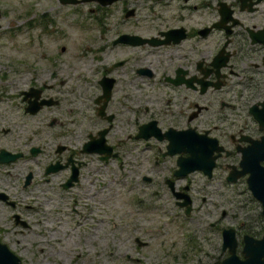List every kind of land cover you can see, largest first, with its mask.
I'll return each mask as SVG.
<instances>
[{"label":"flooded vegetation","instance_id":"obj_1","mask_svg":"<svg viewBox=\"0 0 264 264\" xmlns=\"http://www.w3.org/2000/svg\"><path fill=\"white\" fill-rule=\"evenodd\" d=\"M56 2L93 4L85 15L96 32L89 73L72 78L63 72V45L51 51L36 41L37 57L28 62L14 57V50L20 51L14 45V25L0 23V205L11 208L13 223L26 226L14 212L3 174L10 175L18 160L38 162L43 157L40 182L52 186L56 177V187L66 191L81 179L80 154L105 161L128 142L124 161L130 187L145 191L154 183L159 186L153 192L165 188L186 216L193 210L191 176H202V184L216 181L222 189L246 193L242 203L254 212L244 210L234 226L221 225L218 218L208 222L219 232L220 257L228 254L221 247L222 230L228 227L234 251L243 257L244 238L264 234V0ZM26 13L31 16L25 27L36 25L39 37L63 32L47 10ZM6 15L0 9V22ZM81 25L86 26L84 19ZM4 44L10 52L1 50ZM121 128L125 130H117ZM72 135L79 138L77 146L65 139ZM173 135L201 142L199 167L182 170L181 159L191 157L194 147L192 154L172 150ZM88 141L101 143L108 155L102 158L105 151L97 148L82 150ZM10 154L17 156L3 159ZM33 176L30 167L20 174L14 170L21 188L34 183ZM184 195L187 212L181 204ZM136 203L145 209L141 198ZM133 239L145 243L136 234Z\"/></svg>","mask_w":264,"mask_h":264},{"label":"rangeland","instance_id":"obj_2","mask_svg":"<svg viewBox=\"0 0 264 264\" xmlns=\"http://www.w3.org/2000/svg\"><path fill=\"white\" fill-rule=\"evenodd\" d=\"M92 5H61L56 0H0V9L7 13L0 23L14 25V45L20 47V51L14 50V57L18 54L26 62L37 57V42H43L51 51L63 45V72L74 78L76 73H89L92 64L90 49L96 32L85 16ZM42 10L53 15L61 34L41 33L39 37L36 25L31 29L25 27V20L31 16L26 12L36 15ZM82 19L85 27L81 25ZM7 46L10 45L4 44L1 50L10 52ZM76 52H82L84 57H72ZM22 75L26 79L29 72ZM65 139L78 145L75 135ZM117 149L118 154L105 161L94 154H80L81 179L66 191L56 187V177L50 180L52 186L40 182L39 161L43 157H38V162L18 160L9 168L10 175L3 174V184L15 201L14 212L25 220L26 226L13 223L11 208L0 205V241L22 264H214L223 257L219 232L208 227V222L218 218L221 225L234 226L244 210L254 212L242 203L246 193H239L235 187L222 189L216 181L202 184L206 182L202 176H191L195 182L189 191L193 210L186 216L165 188L153 192L159 186L154 183L148 184L152 189L145 191L130 187L124 161L128 142ZM26 167L32 168L35 182L21 188L14 180V170L20 174ZM137 198L142 199L145 209L139 208ZM221 210L223 216L219 214ZM134 234L145 243L138 245Z\"/></svg>","mask_w":264,"mask_h":264},{"label":"water","instance_id":"obj_3","mask_svg":"<svg viewBox=\"0 0 264 264\" xmlns=\"http://www.w3.org/2000/svg\"><path fill=\"white\" fill-rule=\"evenodd\" d=\"M60 1L74 3L76 1H85V0H60ZM97 1L101 4H106L112 0H97ZM146 40L148 42H153V37L147 38ZM169 145L173 147L172 150H178V149L189 150L191 154H192L191 147H194V154L191 155V157H184L181 159L180 167L182 168L184 172L188 171V169H191L193 167L200 166V164H197V162L199 161L200 149L202 145L199 140L196 139L194 142H188L184 136L178 140L176 138V135H173V138L170 139L169 141ZM94 149L98 150L99 152L105 151V154L101 156L102 158H105L108 155V148L102 146L101 143L99 144V146H94L92 145L91 141H88L85 143V146L83 145V148H82V150H85V151H91ZM14 156H17V154L7 155L3 159L14 158ZM188 162L194 163V164H191L190 166ZM72 172L73 173H71L70 177L74 178L75 172L74 170H72ZM69 180L70 178L64 184L65 186L70 184ZM188 202H189L188 196L184 195L183 201L181 202V204L185 205V212H187L189 208ZM263 212H264V209H263ZM234 246H235V239L233 236L232 229L230 227L223 229L221 247L222 248L226 247L228 254L225 257H223L218 262V264H264V234L259 239H251L248 237L244 238V245L242 247L243 257H239L235 253ZM0 264H21L19 257L14 252H12L8 248V246L3 242H0Z\"/></svg>","mask_w":264,"mask_h":264}]
</instances>
